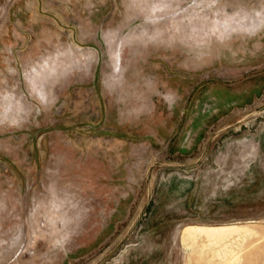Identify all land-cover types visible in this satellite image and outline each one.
Here are the masks:
<instances>
[{
    "label": "rangeland",
    "instance_id": "1",
    "mask_svg": "<svg viewBox=\"0 0 264 264\" xmlns=\"http://www.w3.org/2000/svg\"><path fill=\"white\" fill-rule=\"evenodd\" d=\"M261 77L264 0H0V264H264Z\"/></svg>",
    "mask_w": 264,
    "mask_h": 264
},
{
    "label": "trees",
    "instance_id": "2",
    "mask_svg": "<svg viewBox=\"0 0 264 264\" xmlns=\"http://www.w3.org/2000/svg\"><path fill=\"white\" fill-rule=\"evenodd\" d=\"M260 80L262 81V84H260V85L258 86L257 89L253 90V91L250 93V95H257V94H260V93L264 90V77H261ZM223 94H224V96H226L227 99H229V100H231V101L239 99V98H238L239 96H231V94H230L229 91H226V92H224ZM250 95H249V94H248V95L245 94L243 97L240 96V98H241L243 101H245V102H249V101L251 100ZM249 97H250V98H249Z\"/></svg>",
    "mask_w": 264,
    "mask_h": 264
}]
</instances>
